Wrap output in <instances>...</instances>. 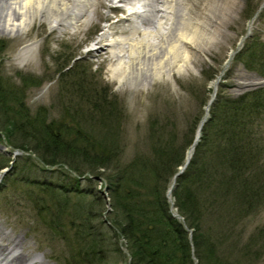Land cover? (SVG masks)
Instances as JSON below:
<instances>
[{"label":"rangeland","instance_id":"obj_1","mask_svg":"<svg viewBox=\"0 0 264 264\" xmlns=\"http://www.w3.org/2000/svg\"><path fill=\"white\" fill-rule=\"evenodd\" d=\"M99 1H94L96 21H93L92 15V20L83 26L84 29L74 34L69 33L71 29L66 32L59 28L51 31L46 22L40 24L38 17L31 26L28 25L24 35H16L15 31H0V39L4 41L0 49L1 74L15 85L22 83L17 74H30V81L26 82L23 92L25 104L32 114L42 112L47 120L59 123L63 118L66 120L67 111L72 112L78 120H82L86 132L96 138L109 135L118 141L122 162H127L138 152H149L151 127L158 130L163 127L165 131L174 127L177 142H183L184 136L186 143L189 137L195 135L197 117L206 114L203 101L207 102L212 92L214 98L233 97L255 87H264V73L260 72L264 71V65L252 64L251 55L247 51L242 52L252 40L264 42V0H175V3L172 2L173 11L167 16L169 18H165V21L168 20L166 24L164 18L157 19L156 15L154 21L150 24L143 22V25L137 15L126 18L130 5L140 9L142 0ZM258 5V11L253 15L250 8H257ZM181 10L184 13L183 31L191 38L183 44L189 61L186 68L184 64L180 71L174 67L170 72L156 76L155 80L151 78L135 86L127 80L121 82L119 76L113 79L110 68L111 65L117 66V61L106 59L104 51L90 49L102 29L107 33L106 41L118 40L120 35L128 34L133 25L141 26L136 33L138 39L148 31L150 39L156 42L157 29L162 30L165 25L171 28L170 32L179 31ZM29 38L36 40L34 50H21L19 47ZM74 79L83 86H73ZM253 128L258 129V136L264 142V116L257 120ZM12 151V147L0 142L2 154L12 157ZM18 151L12 157L14 162L28 154L25 150ZM5 169L6 166L0 169V235L5 232L10 238L19 239L29 255L43 264H63L59 256L65 250L64 242L41 223V217L29 199L24 197V188L29 187V184L25 185L28 178L53 185L74 186L76 181L70 178L72 173L68 172L71 170L60 164L45 170L29 164L20 169L13 168L15 173H10L6 179L5 175L12 167L7 171ZM60 169L68 172V176L63 175ZM14 177L17 180L13 181ZM93 177L88 179L85 174L77 177V184L84 189L93 188L95 193L98 190L100 201H93L89 194L84 196L83 201L91 205L90 223L109 235L111 229L105 219L113 210L111 216H119V213L112 207V198L105 194L108 190L104 179ZM225 221L226 218L216 216L210 220L213 226ZM262 226L264 201L236 227L221 229L217 245L220 257L229 258L231 263L264 264L262 245L251 248L243 256L245 250L237 244L238 228H242V236H247ZM110 241L111 238H108L107 242ZM0 242L11 241L0 238ZM116 243L121 252L111 250L108 264H128L124 237H117ZM192 258L197 259L194 254ZM195 260L194 263L197 262Z\"/></svg>","mask_w":264,"mask_h":264},{"label":"trees","instance_id":"obj_2","mask_svg":"<svg viewBox=\"0 0 264 264\" xmlns=\"http://www.w3.org/2000/svg\"><path fill=\"white\" fill-rule=\"evenodd\" d=\"M3 42L0 39V49ZM243 49L251 55L252 64L264 65V42L252 40ZM1 72L0 66V133L11 146L29 152L13 161L6 179L15 173L13 168L29 164L43 170L60 164L79 175L98 174L103 176L112 207L119 213L114 217V210L109 213L108 235L90 223L91 205L83 201L86 194L100 201L98 190L81 188L73 175L74 186L26 179L29 187L24 188V197L41 223L64 242L65 250L59 256L63 264H108L111 250L121 252L116 243L119 236L124 237L130 264H194L193 254L196 264H239L222 259L217 245L222 228L236 227L264 201V142L253 128L264 116V87L213 101L199 140L172 189L174 206L182 217L178 218L171 214L166 190L192 137L186 143L184 136L183 142H177L174 127L166 131L151 127L149 152H138L122 162L118 141L86 132L82 120L72 112L67 111L66 120L59 123L47 120L42 112L32 114L23 92L30 74L16 73L22 83L15 85ZM73 86L83 84L74 79ZM7 156L0 152V169L11 159ZM60 172L68 176L65 170ZM214 216L226 221L213 226L210 220ZM238 229L237 244L245 250L243 256L251 248L264 247V226L247 236Z\"/></svg>","mask_w":264,"mask_h":264},{"label":"bare ground","instance_id":"obj_3","mask_svg":"<svg viewBox=\"0 0 264 264\" xmlns=\"http://www.w3.org/2000/svg\"><path fill=\"white\" fill-rule=\"evenodd\" d=\"M94 1L96 0H0V31L7 32L9 30L15 31L16 35H24L28 25L31 26L32 21L38 17L41 21L40 24L42 21L46 22L51 31L59 28L66 32L71 29L69 33L74 34L82 31L83 26L92 19L96 21L98 18ZM137 1L140 2V0ZM152 1L142 0L139 4L140 9L134 8V4L130 5L126 18L132 14L137 15L141 19V25L143 22L150 24L156 15H158L157 19L164 18V21L165 18H169L167 16L173 11L174 4L172 2L175 3V0ZM92 15L94 18L91 19ZM179 16L181 18V25L177 29L179 31L170 32L171 28L163 25L162 30L157 29L156 31V39H158L156 42L150 39L148 31L147 34H143L144 37L138 39L136 33L141 26L133 25L129 33L120 35L118 40L109 39L106 41L107 33L102 29L93 40L95 45L90 46V49L104 51L106 59L114 58L117 61L118 65H111L110 68L113 79L119 76L121 82L127 80L135 86L151 78L155 80L156 76L159 77L162 73L170 72L174 67L180 71L184 64V68H186V62L189 61L183 44L191 37L183 31L185 25L182 22L184 18L182 10L179 11ZM34 36L35 34L32 37ZM25 42L18 47L21 50L26 48L29 52L33 51L36 40L29 38V41ZM0 238L11 241L10 243L0 242V264H43L41 260L38 261V258L35 259L33 255H29V251L22 247L19 239L10 238L9 234L5 232L0 235ZM17 249L18 251H16Z\"/></svg>","mask_w":264,"mask_h":264}]
</instances>
